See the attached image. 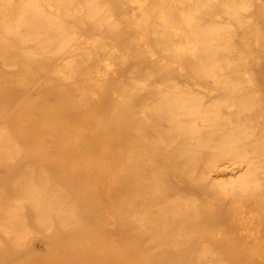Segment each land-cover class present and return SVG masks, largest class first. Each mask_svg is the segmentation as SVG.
Masks as SVG:
<instances>
[{"label": "bare ground", "instance_id": "obj_1", "mask_svg": "<svg viewBox=\"0 0 264 264\" xmlns=\"http://www.w3.org/2000/svg\"><path fill=\"white\" fill-rule=\"evenodd\" d=\"M133 5L0 0V94L17 103L0 99V163L23 156L28 135L67 139L78 119L65 108L77 97L104 131L96 140L78 133L91 164L82 167L113 177L120 234L159 255L177 249L180 258L168 264H264V32L254 26L261 18L251 17L254 7L264 14V0ZM31 126L39 132L20 136ZM174 165L178 173L169 176ZM49 168L16 179L10 194L0 189V247L8 242L22 253L55 231L105 227L86 191L54 179ZM94 176L90 193L100 197L103 179ZM250 199L260 205L257 222L205 231L224 200L219 225L253 219L243 203ZM103 255L93 264L111 263Z\"/></svg>", "mask_w": 264, "mask_h": 264}, {"label": "rangeland", "instance_id": "obj_2", "mask_svg": "<svg viewBox=\"0 0 264 264\" xmlns=\"http://www.w3.org/2000/svg\"><path fill=\"white\" fill-rule=\"evenodd\" d=\"M123 1H125L128 7L126 8L127 10L133 9V0ZM253 15H257L261 18V22L257 24L254 23V26H260L264 32V22L262 21L264 19V14L254 7L251 11V17L254 18ZM259 47H264V39L261 41ZM260 67L264 69V61L261 62ZM258 82L261 85L264 84V75L258 77ZM2 96L5 95L1 93L0 99L7 102L9 106H12V108L16 106L17 103L13 104L16 99L11 98V100L3 98ZM65 109H67L68 113L72 114V118L78 119L77 122H73L72 125H70L69 137L65 140L53 141L51 138L47 137H45V139H40L34 138L31 135L26 136L23 141L26 149L25 154L16 161L14 160L7 164L0 163V189H3L5 194H10V192L14 191L18 186L15 182L16 179H22L24 175L31 172V170H33L34 174H37V169H39L40 165H48L50 168L47 169V171H49L51 177L54 179L57 178V180L61 182L63 180L67 181L69 186L71 185L74 190L79 188L81 191L82 189L86 191L85 194L88 197V203L91 204L93 211H99L97 220L103 218L105 227L100 228L90 223L85 229L87 231L83 230V232L63 233L60 235L59 231H55L42 236L41 241L38 240V242H34L35 244L33 243V249L24 250L22 253L11 249V246L7 242L3 247H0V264H16L23 259L26 260L25 264H89L90 262H92L90 264H93V262L96 263L100 260L104 252L110 255L105 256L107 258H105L106 260L104 259L107 263L111 261V263L108 264H119L114 262L116 259H124L127 261L126 264H168L167 261H176L177 258L179 259L180 254L177 253V249L172 250L167 248L164 249L166 253L159 255L155 251L140 244L137 237L119 233V223L116 219L114 207L116 190L113 177L107 172L106 168L105 170H95L93 173L92 170L85 169L88 166L91 167L87 153L82 152V149H86L88 144H82L81 146L78 143L79 141L76 140L78 133L82 131L90 134V136L93 134L92 136L95 140L97 137L101 136L104 131L98 130L96 124L91 120L94 112L91 106L81 104L77 97L73 96ZM108 113H110V111H108ZM79 124H82L83 128H79ZM61 126V124L56 125V128H61ZM40 129L43 131V126H41ZM36 131H38V129L36 130V127L31 126L25 129H19L18 133L21 136L23 133H37ZM124 133L125 130L122 131V137H124ZM67 149H74V154L68 155L64 161H58V159L54 158L55 155L57 156V154L63 153L64 150ZM73 164H75L76 169L71 166ZM30 166H34V168L31 169ZM176 166L177 165L169 166L167 168L169 176L178 173ZM121 172L125 171L121 170ZM94 175L97 177L100 175L103 179L101 187L102 189L104 188V193L102 191V196L100 195L102 199L98 195L90 193V191L93 190L92 184H95ZM181 178L184 179L186 184H190V182L186 180V177L182 176ZM125 180L126 177L123 181ZM227 203L228 201L224 200L219 207L215 208V222L213 224L206 223L204 225L205 231L209 234H214L218 226V228L235 227L242 230V228L246 227L252 220L253 222L258 221V216L261 213L257 206L260 208V205L256 204L254 199H250L243 203L246 207L254 210L253 219L239 220L232 218L226 225H219L218 220L227 208ZM183 240L184 243L189 242L188 239ZM102 244H105L108 249H101L100 245Z\"/></svg>", "mask_w": 264, "mask_h": 264}]
</instances>
